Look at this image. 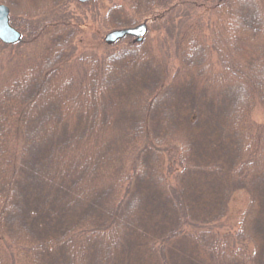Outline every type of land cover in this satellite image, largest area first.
<instances>
[{"label":"trees","instance_id":"obj_1","mask_svg":"<svg viewBox=\"0 0 264 264\" xmlns=\"http://www.w3.org/2000/svg\"><path fill=\"white\" fill-rule=\"evenodd\" d=\"M110 1L103 25L152 18L173 56L132 35L89 50L95 17L67 0H0L28 23L21 41L0 40V264H124L115 248L129 264H264L251 115L264 104V0ZM94 94L102 121L89 120ZM218 97L230 102L213 121ZM239 188L250 199L238 229L217 230Z\"/></svg>","mask_w":264,"mask_h":264},{"label":"rangeland","instance_id":"obj_2","mask_svg":"<svg viewBox=\"0 0 264 264\" xmlns=\"http://www.w3.org/2000/svg\"><path fill=\"white\" fill-rule=\"evenodd\" d=\"M20 1L22 3H25V6L28 7L29 10H32V9L39 8L40 5L42 3H44L46 0H20ZM67 2L69 3L68 5H69L70 9H72L71 12L73 10L74 11L76 10L77 12H82V14H85L87 16L88 21H90L89 19H91L92 17L93 18L95 17L96 24L95 23L92 25L88 24L85 28L86 37H87V41L85 40V43H86L88 49L90 50V47H91L89 42H91V43L93 42L96 45L99 44V47L101 50L106 51V49L108 48V47H106V45L112 44V42L111 43L107 42L105 40V36L109 31H111L112 28H108L105 24L103 25L100 22V20H101L100 18H102V15L107 11L111 1L110 0H96V5H94V7L96 9H94L93 12H91L90 9H88L86 6H82V7L78 6L77 0H67ZM29 7H31V8H29ZM10 8H11V6H10ZM16 19L17 20H15V21L13 19H11V22L13 25L17 26L19 29H21L22 27H24L26 29L28 27V23L25 22V19L24 20L18 19L17 17H16ZM144 19H146V21L149 25V30H148V33L146 34L145 37L147 39H153L154 40V43L156 44L157 49H158V53L160 56H162L163 59H169L170 56H173L174 50H172L170 48L172 46L169 47V41H171L172 39L171 38L165 39L166 29H163L161 32H157L154 29H151L152 18H144ZM98 30H99V32H98ZM101 42L104 44L102 45ZM77 45H78V42H77ZM112 46L115 47L114 44ZM158 53H157V55H158ZM82 54L83 53H78L77 56L82 55ZM159 55L157 57L160 59ZM168 62L172 63V66H176L178 64V62L176 60L173 61V59L169 60ZM260 72H261V74H260L261 79H264V65L261 66ZM246 89H248V88L246 87ZM246 89H245L244 93L247 92ZM178 94H181V93H178ZM177 98H178V96H177ZM94 99H95V94L93 95V104L91 105V107L87 106L89 112L91 113L89 120L92 119V121H102L101 115L99 113L95 115V101H94ZM97 99H99V98H97ZM262 99H263V97H262ZM159 100L160 99H157L155 101L154 106L156 105V107H157ZM214 101H216V102H214V104H213L214 107L211 111V113L214 112L213 121H220V113L225 108V105H226V107L228 106L230 100H225L224 101L225 104H223L222 100L220 101L219 97H218ZM98 103H101V100H99ZM136 104H138L140 107H145V105H143L140 101H137ZM128 106H129L128 102L124 101L120 107L119 106L117 107L116 114H118V113L122 114V113L130 112V110L127 111ZM121 107L123 109H121ZM251 115H252V119L255 123V126L257 127V129L255 131L257 132L258 136L260 135L261 141L264 142V104L257 102L255 104L253 110H251ZM168 116L170 118L169 114H168ZM173 116H175V111H174ZM158 118H159V116L156 118V120H159ZM169 118L166 117V119H169ZM262 162H264V155L262 158ZM262 162L260 161L259 164L262 165ZM223 183L235 184V177H233L232 179L228 177V178H226V180ZM249 199H250L249 194L244 188L236 189L233 192L232 196L230 197L228 213L220 222V223H222V225H220L221 227L216 226L217 230L236 231V229H238V227L240 225V220L242 218V215L249 205ZM140 201H142V200L139 198H136L132 201L131 205L134 206L137 204L136 207H139ZM118 254H120V257L124 256V254H125V256H127L124 260V264H129L130 260L132 258V255H133L132 254L129 256L130 253L127 254L126 252L120 253L118 251V249L115 248V249L111 250V252L109 253V257H111L112 260L114 261L115 256ZM120 257H118V259L116 258L117 259L116 263H123L122 261H120V259H119ZM135 259L140 260V264H155V263L158 264L157 261L156 262L151 261V257L149 255H146V254H143L142 258L140 256H138V257H135ZM171 261H172V259L169 260V264ZM173 261L178 263V260H173ZM18 263L20 264L21 262H14V261L11 262V264H18ZM95 263L98 264V262H95Z\"/></svg>","mask_w":264,"mask_h":264},{"label":"water","instance_id":"obj_3","mask_svg":"<svg viewBox=\"0 0 264 264\" xmlns=\"http://www.w3.org/2000/svg\"><path fill=\"white\" fill-rule=\"evenodd\" d=\"M81 1L87 2L91 0ZM10 13V6L4 2L0 3V40L5 43H16L22 39V32L11 23ZM147 32L148 25L146 22H142L136 25L113 29L106 34L105 40L111 43L126 34L135 35L137 40H142Z\"/></svg>","mask_w":264,"mask_h":264}]
</instances>
